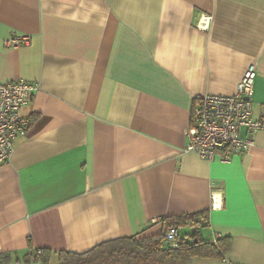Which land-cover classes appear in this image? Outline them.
I'll list each match as a JSON object with an SVG mask.
<instances>
[{
	"label": "crops",
	"instance_id": "1",
	"mask_svg": "<svg viewBox=\"0 0 264 264\" xmlns=\"http://www.w3.org/2000/svg\"><path fill=\"white\" fill-rule=\"evenodd\" d=\"M250 63L260 118L264 0H0V82L38 86L0 164V252H82L200 212L230 247L191 264H264V130L228 161L185 149L195 96L234 93Z\"/></svg>",
	"mask_w": 264,
	"mask_h": 264
},
{
	"label": "built area",
	"instance_id": "2",
	"mask_svg": "<svg viewBox=\"0 0 264 264\" xmlns=\"http://www.w3.org/2000/svg\"><path fill=\"white\" fill-rule=\"evenodd\" d=\"M209 18L202 16L199 26L207 27ZM28 40L26 36L9 37L4 44L16 46ZM255 75V64L250 63L238 80L234 93L195 96L188 124L184 128L187 151L195 152L208 161H228L254 143L256 132L264 130V117L256 118L252 113ZM37 87V83L26 80L0 82V164L9 160L14 150V140L24 135L30 124L22 108L29 103ZM220 203L219 197L212 198V206ZM160 220L154 218L153 221ZM164 235L170 246L175 247L178 228L168 225ZM38 252L39 249L35 254Z\"/></svg>",
	"mask_w": 264,
	"mask_h": 264
},
{
	"label": "trees",
	"instance_id": "3",
	"mask_svg": "<svg viewBox=\"0 0 264 264\" xmlns=\"http://www.w3.org/2000/svg\"><path fill=\"white\" fill-rule=\"evenodd\" d=\"M163 229L168 225L195 228V234L189 232L190 239L180 234L176 238V246H170L164 231L146 236H120L95 244L82 252L70 250L51 251L41 248L35 254L30 242L23 255L15 252H0V264H30L34 261L50 264L55 257V264H191L193 256L222 258L230 247L229 238L217 236L212 240L203 239L199 234L205 218L200 212L181 214L161 219ZM194 238H197L194 241Z\"/></svg>",
	"mask_w": 264,
	"mask_h": 264
},
{
	"label": "rangeland",
	"instance_id": "4",
	"mask_svg": "<svg viewBox=\"0 0 264 264\" xmlns=\"http://www.w3.org/2000/svg\"><path fill=\"white\" fill-rule=\"evenodd\" d=\"M206 227V225H202V226H200V230L201 229H203V228H205ZM178 231H179V234H180V236H183L184 238H186V239H190V237H189V232H191V228H190V230L188 229V227H179V229H178ZM12 264V263H11ZM14 264V263H13ZM30 264H41V262L40 261H31L30 262ZM51 264V263H50ZM53 264V263H52Z\"/></svg>",
	"mask_w": 264,
	"mask_h": 264
},
{
	"label": "water",
	"instance_id": "5",
	"mask_svg": "<svg viewBox=\"0 0 264 264\" xmlns=\"http://www.w3.org/2000/svg\"><path fill=\"white\" fill-rule=\"evenodd\" d=\"M191 234H192V235L195 234V228H194V227L191 228ZM196 239H197V238H194V241H196Z\"/></svg>",
	"mask_w": 264,
	"mask_h": 264
}]
</instances>
